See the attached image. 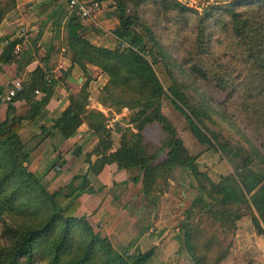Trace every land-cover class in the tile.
I'll return each mask as SVG.
<instances>
[{
  "label": "trees",
  "instance_id": "1",
  "mask_svg": "<svg viewBox=\"0 0 264 264\" xmlns=\"http://www.w3.org/2000/svg\"><path fill=\"white\" fill-rule=\"evenodd\" d=\"M94 1L99 3L110 1L116 9L118 26L111 35L120 43V48L112 51L92 45L78 35L77 32L82 26L76 16L72 15L66 27L68 35L66 45L71 51L72 65L84 72L87 81L79 93L71 97L70 106L59 118L52 121L51 130H57L64 139H69L84 122L88 130L99 138V143L92 154L102 156L106 164L115 163L122 170H137L139 174L130 182L136 184L141 181L144 193L151 196V202L155 203L159 197L152 194L164 192L161 188L160 174L167 175L177 170L181 176L188 179L187 184L185 182L182 184L195 190L197 194L191 203L192 209L203 206L208 214L219 218L218 227L234 229L236 222L241 220L243 215L237 216L228 208L249 205L256 213V216H253V225L264 235V224L260 222V219L264 221V183H262L264 175L252 185H248L244 179L240 178L237 181L232 177L216 185L198 171L194 159L187 155L180 141L176 139L172 124L161 113V100L170 99L175 109L185 117L192 135L199 144L211 146L212 142L198 123L176 102L184 103V96L178 92L175 80L171 88L164 89L153 69V64L156 63L155 55L151 48L146 51L140 50L137 45L143 39L136 30L137 26L147 27L141 19L142 14L147 10L153 14L155 20L163 18L164 29H175L177 36L181 35L185 27L195 18L198 20L194 26L197 38L195 48L202 55L204 50L206 52L210 50L209 40L207 46H204L205 36L209 39L211 37L207 32L222 29L223 20L230 17L236 41L234 47L243 65L248 69L247 76L244 77L240 73L230 78L225 73L228 67L221 63L218 67L221 74L215 73L212 69L210 72H205L195 65L192 59L188 62L189 75L196 84L203 82L211 85L224 96L223 102L218 103L208 112L210 120L213 114L219 115L220 110L227 114L229 109H235L240 115L256 122L260 120V130L264 132L263 2L239 0L229 6H208L199 13L178 0ZM254 4L258 7L245 15L246 18L236 12L238 8ZM13 7V0H0V22ZM18 43L19 41L9 43L5 51L0 54V67L15 60L13 50ZM213 64L216 65L217 62ZM88 67L96 68L108 77L103 91L108 92L115 99H118L117 92L128 96V101L123 104L140 99L150 103L152 110L148 114L147 121L157 122L165 133V140L159 152L165 153V160L162 163L152 165L151 158H147L145 154L140 135L134 134L129 129L121 136L117 150L110 153L112 141L110 131L105 126V116L98 111L85 109L88 105L87 82L91 79L88 76ZM69 73L70 71H67V74ZM61 79L65 81L66 77L62 75ZM53 87V82L48 84L44 72L36 68L12 103L30 101L36 91H42L44 98L31 105V114L25 119L9 120V116L13 113V108L9 104L8 119L0 123V264H147L154 254L153 250L147 253L134 252L130 255L118 254L108 238L96 232L84 216H77L81 191L73 189L70 184L58 192L49 193L40 179L28 170L29 154L18 133L23 128V121L31 122L36 119L37 112L35 113L33 109H41L51 95ZM206 100L207 98H202L205 102L202 111L205 113L209 110L210 104ZM262 135L264 137V133ZM251 152L255 153L259 161L258 169L263 174L264 142H260L258 147L252 146ZM74 155L78 156L77 153ZM90 155L86 158V163H89ZM247 162L251 163V160L248 159ZM241 169L238 167V170ZM73 181H76V178L72 183ZM241 183L246 185L244 188L246 193L241 191L240 188L243 187L238 186ZM256 185H259V188L253 193ZM211 204L222 210L215 212L214 205ZM182 227L185 232L186 248H189L188 256L193 264H207L208 258L200 251L196 256L188 244L187 222H183ZM195 233L201 239L202 250L212 254L213 264H220L229 255L230 248L215 233L205 228H197Z\"/></svg>",
  "mask_w": 264,
  "mask_h": 264
},
{
  "label": "rangeland",
  "instance_id": "2",
  "mask_svg": "<svg viewBox=\"0 0 264 264\" xmlns=\"http://www.w3.org/2000/svg\"><path fill=\"white\" fill-rule=\"evenodd\" d=\"M180 1L189 7L192 6L191 8L197 10L199 13H202L208 6H229L239 0ZM261 2L264 4V0H261ZM257 7V4L245 6L238 8L236 12L241 13L246 18L245 15ZM141 19L147 27H136V30L143 39L137 46L140 50L144 49L146 51L149 48L152 49L156 58L153 69L160 83L165 90H168L174 85L175 80L178 92L184 96V103L176 102L187 115H190L198 123L204 134L212 142V145L206 146L199 144L192 135L185 117L175 109L170 99L163 98L160 102V110L163 116L172 124L176 139L180 141L187 155L194 159L198 171L205 174L214 184L220 185L223 180L232 177L237 181L240 178L244 179L248 185H252L264 175L258 169L259 161L256 159L255 153L251 152L252 146L258 147L260 146V142H264L262 135L264 132L260 130L261 121L258 120L256 122V120L247 116L240 115L235 109H229L227 114L220 110L219 115L213 114L210 120L208 112L212 108H215L218 103L223 102L224 96L214 90L211 85L203 82L196 84L189 75L190 65L188 62L192 59L194 60V64L201 67L205 72H210V69H212L215 70V73L218 72L221 74L218 70L219 64L221 63L228 67L225 73L230 78H234L240 73L244 77L247 76L248 69L243 65L244 63L238 57V53L234 47L236 41L233 36L232 19L230 17L224 19L222 29L207 32V35L211 34V37L209 39L205 36L204 46H207V41L209 40L210 43L208 45L210 50L209 52L204 50L202 55L195 48L197 38L194 26L195 22L198 21L197 19L194 18L179 36H177L176 30L173 28L171 30L164 29V19L160 18L155 20L149 10L142 14ZM87 23L92 29L97 30L98 33L106 35L107 29H104L105 27L100 25V21L95 23L90 20ZM148 59L150 60V57ZM215 61L217 62L216 65L213 64ZM98 71H92L94 75L87 83L89 84V82L93 81L95 84H93L90 94H86L90 95L91 98L93 97L95 102H99L109 110L107 112L105 109L107 112L105 126L110 131V139L115 144L116 150L121 136L129 129L134 134L140 135L141 144L147 158H151L152 165L156 166L162 163L165 160V153L159 152L165 140V133L162 131L161 125L157 122L148 123L147 117L152 110L150 103L145 99H140L135 102L123 104L126 100L128 101V96L117 92L116 96H118V99H115L111 94L103 91L104 87L102 85L104 79L108 81V77L105 74L101 75V72L99 71V73ZM81 74L84 75V72H81ZM202 98H207L210 102L209 110L206 113L202 111L205 106ZM87 102L89 106L95 105L91 100H87ZM118 126L119 129H117ZM248 148L250 149L248 150ZM260 150L263 152L262 149ZM248 159L251 160V163L247 162ZM238 167L242 169L238 170ZM127 174L128 183L122 203L124 205L126 204L128 213H134L133 215L144 226L148 237L152 236L150 237L152 240L160 244L169 235L178 240L179 248L175 254V264H193L188 256L189 248L187 249L185 244L186 239L182 227L183 222H187L189 227L186 234L188 235L190 248L196 256L198 251L203 253L208 258L207 264H213L212 254L209 251L202 250L201 239L195 233L197 228H205L215 233L230 249L233 246L236 248L245 245L234 240L235 237L232 228L218 227L217 220L219 218L208 214L203 206L192 209L191 203L197 197V194L195 190L182 184V182L187 184L188 179L181 176L179 171L174 170L167 175L160 174V179L162 178L160 181L162 184L161 188L164 192L161 194H152L153 196H159L155 203L150 201V194L146 195L144 193L141 181L136 184L130 182L133 177L139 174L138 171L129 170ZM259 185H256L257 187L254 188L253 193L257 191ZM238 186L243 187L240 189L246 193L244 189L246 185L244 186L241 183ZM120 205L123 206L122 204ZM224 209L227 210L226 208ZM213 210L217 212V210L221 211L222 208L214 205ZM228 210L237 216L243 215V219L248 222L247 225H251L254 231L259 234V231L253 225V216L256 214L255 210L249 205H236L229 207ZM260 222L264 224L262 219H260ZM232 243L234 244L232 245ZM238 252L237 254L239 255L235 254L233 264H241L239 261L241 258L244 264H254L256 263V258H259L257 264H264V253L262 256H258L250 249L247 252ZM125 253L132 254V252ZM222 263L223 261L220 264Z\"/></svg>",
  "mask_w": 264,
  "mask_h": 264
},
{
  "label": "crops",
  "instance_id": "3",
  "mask_svg": "<svg viewBox=\"0 0 264 264\" xmlns=\"http://www.w3.org/2000/svg\"><path fill=\"white\" fill-rule=\"evenodd\" d=\"M13 1L14 7L0 22V53L7 48L6 41L8 43L19 41L16 46L20 47V54L14 61L0 67V94L10 90L15 82H20L23 88L36 68L44 72L45 80L50 78L54 84L51 95L41 109H33L35 113L37 112L36 119L31 122L23 121V128L18 133L29 154L28 170L40 179L49 193L58 192L70 184L73 189L81 191L77 216H84L96 232L108 238L116 253H147L153 250L154 254L147 264H175L178 240L171 235L165 238L164 235L165 239L159 244L150 238L152 236L148 237L144 226L133 215L134 213H128L126 204L122 203L128 183L127 171L120 169L115 163L106 164L102 156L92 154L99 143V138L88 130L87 125L81 123L76 133L67 140L57 130H51L52 121L59 118L70 106L71 97L78 94L87 81L81 74L82 71L72 65L71 51L66 45L68 36L66 27L72 17L66 1ZM101 4V11L91 21L95 23L100 21V25L107 29L106 35L92 29L87 23L90 20L82 22V29L77 33L96 47L115 51L120 48V43L111 33L118 26V14L110 1ZM61 70L66 73L70 71L69 75L74 80L82 79V82L75 85L69 83L67 79L63 81ZM88 70L90 78L94 75L92 71H98L93 67H88ZM107 82L104 79L102 86L104 87ZM93 84L95 82H89L87 93L90 94ZM37 92L38 94L34 93L33 99L28 102L11 103L13 113L9 120L28 117L32 111L31 105L41 101L45 96L42 91ZM87 100L95 103L87 105L85 107L87 111H98L106 116L108 109L95 102L90 95ZM8 106L0 104V123L8 119ZM115 151V144L112 143L110 153ZM89 155V163H86ZM74 178L76 181L72 183ZM243 218L236 222L233 233L234 240L245 245L236 248L233 246L230 255L222 264H233L239 249L243 252L250 249L258 256L264 253L263 234H257ZM239 261L244 264L242 258ZM257 261L259 258H256L254 264H257Z\"/></svg>",
  "mask_w": 264,
  "mask_h": 264
},
{
  "label": "built area",
  "instance_id": "4",
  "mask_svg": "<svg viewBox=\"0 0 264 264\" xmlns=\"http://www.w3.org/2000/svg\"><path fill=\"white\" fill-rule=\"evenodd\" d=\"M65 1L71 14L76 16V18L81 23L87 20H93L96 14H98L102 9V4L94 0H65ZM8 44L9 43L6 41L5 45L7 46ZM19 54H20V47L15 46L13 50V56L18 57ZM46 82L48 84H51V79L47 78ZM21 90H22L21 83L15 82L10 90H8L6 93L0 94V104H6V105L11 104L13 99ZM35 94H38V92L36 91ZM96 225L99 227L98 223H96Z\"/></svg>",
  "mask_w": 264,
  "mask_h": 264
},
{
  "label": "water",
  "instance_id": "5",
  "mask_svg": "<svg viewBox=\"0 0 264 264\" xmlns=\"http://www.w3.org/2000/svg\"><path fill=\"white\" fill-rule=\"evenodd\" d=\"M60 73L66 77L67 81L71 84L79 85L82 82V79L74 80L69 74L65 71H60Z\"/></svg>",
  "mask_w": 264,
  "mask_h": 264
}]
</instances>
